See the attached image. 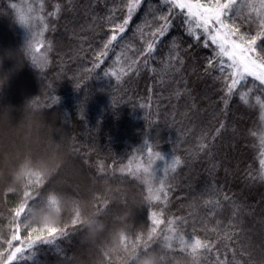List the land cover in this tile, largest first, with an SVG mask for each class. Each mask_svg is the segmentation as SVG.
<instances>
[{"label": "trees", "instance_id": "trees-1", "mask_svg": "<svg viewBox=\"0 0 264 264\" xmlns=\"http://www.w3.org/2000/svg\"><path fill=\"white\" fill-rule=\"evenodd\" d=\"M121 8L120 0H0V161L5 154L54 161L49 175L15 187L0 166V251L18 231L22 238L66 231L51 244L25 249L14 264H114L104 244L122 226L128 243L141 255L158 252L161 264H264V120L255 103L257 95L264 100V86L256 82L248 105L233 96L225 108L219 73L205 72L212 51L185 34L183 17L173 20L153 55H138L151 36L137 27L159 15L155 0H146L105 50L110 28L124 18ZM262 15L259 0H239L233 19L255 34ZM173 39L184 61L178 72L165 68ZM201 143L208 145L203 151ZM175 158L181 163L173 171ZM161 184L167 200L163 193L160 201L149 200V187ZM52 194L59 198V222L28 224L30 212L45 209ZM154 212L164 224L145 252ZM88 214L103 224L92 242L82 224ZM176 218L168 249L163 237L173 235L167 222ZM197 238L210 248L192 254L187 245Z\"/></svg>", "mask_w": 264, "mask_h": 264}, {"label": "snow or ice", "instance_id": "snow-or-ice-1", "mask_svg": "<svg viewBox=\"0 0 264 264\" xmlns=\"http://www.w3.org/2000/svg\"><path fill=\"white\" fill-rule=\"evenodd\" d=\"M145 2L146 0H120L123 8L119 9V11H125L126 9V12L122 22L113 24L110 28L111 35L103 46L105 50H108L123 36L134 15ZM155 2L161 6L159 15H153L152 22L146 21L144 25L137 27V31L140 32L142 37L145 35L151 36L150 40L145 41V46L138 55L145 57L153 55L158 42L170 32L173 20L183 17L182 24L185 28V34L203 48L211 49L212 51L211 57L207 59L205 72L212 74L219 73L216 78L222 81L223 84L222 90L224 92L223 102L225 108H227L233 96H238V99L244 105H248L249 96L257 87L256 82H258L259 86H264V15L260 16L259 20L261 31L250 34L243 32L241 25L233 19L239 0H155ZM259 8L264 13V0H259ZM164 9H166V12ZM116 11L117 9L112 10L113 15L107 18L109 21L114 19ZM149 11L154 12L155 10L150 7ZM52 15H55V13H52ZM157 21H159L158 24L156 23ZM19 22L22 25L27 24V20L23 15L19 17ZM145 27L150 29L147 34L144 31ZM28 48L33 52L41 51L40 47L34 46L31 43L28 45ZM105 54L106 51L101 52L100 56ZM119 59L117 57L118 62ZM33 60L35 62V56H33ZM183 62L179 54V45L173 39L169 56L165 61V68L178 72L180 69L176 65H183ZM133 63H136V61L133 60ZM131 70V66L127 70L121 67L120 73L127 74V71ZM152 71H155V69H152ZM113 75L117 74L113 73ZM117 78L119 79V76ZM250 82L252 86L248 87ZM244 88H247V91H243L242 89ZM255 103L262 110L260 118L264 120V100H262L261 96L257 95ZM224 126L221 123L220 127L216 129L215 135L218 136L224 129ZM261 144L264 145V138H261ZM206 147L208 145L204 143L200 144L201 151ZM149 154H152L151 148H149ZM155 156L158 159H162L159 153H156ZM260 157L259 164L262 171L259 178L264 179V147L260 151ZM180 163V159L175 158L169 167L175 171ZM140 170L139 166L136 169H128L131 175H136ZM142 170L145 173L149 172L148 167H144ZM161 193H163L164 200L166 201L168 193L165 191L163 184L155 189L149 187L148 198L149 200L160 201ZM224 199L228 200L229 197L225 196ZM205 203L211 204L212 202L206 201ZM179 219H169L167 222V231L173 235H165L163 237L165 248L170 249L172 247L170 241L173 240L177 232L176 225ZM152 224L154 226L148 230L146 238L143 237L148 242L143 248L145 252L153 250L149 246V242L154 241L159 235L158 228L164 224V221L159 219L157 213L154 212L152 214ZM21 233L22 231H18L8 238L6 242L7 248L4 251H0V264H14L15 261L24 258L22 254L25 253V249L31 250L37 243L51 244L58 236L66 235V231L57 232L53 230L48 235L25 233L22 238ZM179 240L181 245L185 244L184 236H180ZM14 242L17 243V246H14ZM187 247H190L192 254H195L199 249H209L210 245L197 238L194 242L187 245ZM183 250L181 248V251Z\"/></svg>", "mask_w": 264, "mask_h": 264}, {"label": "clouds", "instance_id": "clouds-1", "mask_svg": "<svg viewBox=\"0 0 264 264\" xmlns=\"http://www.w3.org/2000/svg\"><path fill=\"white\" fill-rule=\"evenodd\" d=\"M0 166L7 168L10 177L9 184L15 187L23 185L33 175H49L53 171L54 161L50 158L33 159L31 155L17 158L14 154H5L4 159L0 161ZM60 211L59 198L52 194L48 197V205L45 209L30 212L27 223L41 227L53 226L59 222ZM82 224L87 229L86 235L89 242L95 241L103 230V224L90 214L83 217ZM127 239V230L122 226H117L105 241L104 252L114 259V264H161L158 252L141 255L139 247L128 243Z\"/></svg>", "mask_w": 264, "mask_h": 264}, {"label": "rangeland", "instance_id": "rangeland-1", "mask_svg": "<svg viewBox=\"0 0 264 264\" xmlns=\"http://www.w3.org/2000/svg\"><path fill=\"white\" fill-rule=\"evenodd\" d=\"M15 244H14V246H17V243L16 242H14Z\"/></svg>", "mask_w": 264, "mask_h": 264}]
</instances>
